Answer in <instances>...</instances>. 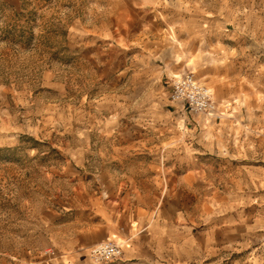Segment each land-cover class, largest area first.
<instances>
[{
    "label": "rangeland",
    "instance_id": "1",
    "mask_svg": "<svg viewBox=\"0 0 264 264\" xmlns=\"http://www.w3.org/2000/svg\"><path fill=\"white\" fill-rule=\"evenodd\" d=\"M190 71L220 118L171 101ZM111 96L130 119L160 102L199 122L214 177L243 193L251 176L264 197V0H0V264H97L68 241L88 225L72 204L119 145L101 128Z\"/></svg>",
    "mask_w": 264,
    "mask_h": 264
},
{
    "label": "crops",
    "instance_id": "2",
    "mask_svg": "<svg viewBox=\"0 0 264 264\" xmlns=\"http://www.w3.org/2000/svg\"><path fill=\"white\" fill-rule=\"evenodd\" d=\"M177 57L196 68L191 56ZM110 100L116 113L101 128L119 145L96 188L72 204L84 206L77 213L88 225L76 228L69 251L116 241L123 254L110 264H264V197L253 198L252 177L243 193L236 178L214 177L208 159L219 151L205 148L199 122L175 121L160 102L130 119Z\"/></svg>",
    "mask_w": 264,
    "mask_h": 264
},
{
    "label": "built area",
    "instance_id": "3",
    "mask_svg": "<svg viewBox=\"0 0 264 264\" xmlns=\"http://www.w3.org/2000/svg\"><path fill=\"white\" fill-rule=\"evenodd\" d=\"M170 99L173 103L182 104L193 114H205L216 118H220L222 114L213 90L203 83L195 72L174 75L171 79ZM122 254V245L116 241H107L91 249V256L97 264L119 259Z\"/></svg>",
    "mask_w": 264,
    "mask_h": 264
}]
</instances>
